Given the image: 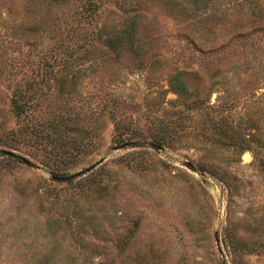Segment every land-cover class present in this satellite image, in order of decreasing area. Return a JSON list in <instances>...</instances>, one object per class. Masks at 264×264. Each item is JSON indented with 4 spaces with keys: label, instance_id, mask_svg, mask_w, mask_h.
<instances>
[{
    "label": "rangeland",
    "instance_id": "rangeland-1",
    "mask_svg": "<svg viewBox=\"0 0 264 264\" xmlns=\"http://www.w3.org/2000/svg\"><path fill=\"white\" fill-rule=\"evenodd\" d=\"M209 8L0 0V264H264V0Z\"/></svg>",
    "mask_w": 264,
    "mask_h": 264
},
{
    "label": "trees",
    "instance_id": "trees-1",
    "mask_svg": "<svg viewBox=\"0 0 264 264\" xmlns=\"http://www.w3.org/2000/svg\"><path fill=\"white\" fill-rule=\"evenodd\" d=\"M189 1H190V3H192L194 5H199L200 8L203 9V10L210 9L209 5H211L212 2H213V0H189ZM130 36H131V39L129 40V42L132 41V33L130 34ZM110 42L112 43V46L113 45L114 46H117V45L120 46V44H121V43H119V40H116V39H114V40H112ZM175 82H176V84H174V86H173L175 92L177 94H181V95L185 94L186 93V88L183 85V83L179 82L177 80V78H176ZM14 111H16L17 115H20V114L22 115V113L24 111V108H23L22 104L21 103H15ZM54 176H57V175H54ZM59 177H64L62 179H68L69 178V177L65 178L66 176L64 174H61Z\"/></svg>",
    "mask_w": 264,
    "mask_h": 264
}]
</instances>
